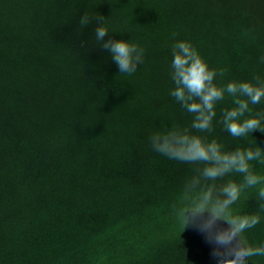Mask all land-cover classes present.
<instances>
[{"label":"trees","instance_id":"16d2710c","mask_svg":"<svg viewBox=\"0 0 264 264\" xmlns=\"http://www.w3.org/2000/svg\"><path fill=\"white\" fill-rule=\"evenodd\" d=\"M100 17L112 38L144 48L135 73H119L95 40ZM176 40L223 73L218 85L264 79V0H0V264H215L213 245L177 215L203 165L153 151L150 137L188 129L226 151L264 149V120L232 137L225 93L212 131L191 129L169 95ZM249 108L246 117H264V101ZM229 180L243 176L212 183ZM231 211L258 217L242 236L264 243L257 188Z\"/></svg>","mask_w":264,"mask_h":264},{"label":"clouds","instance_id":"9594fccd","mask_svg":"<svg viewBox=\"0 0 264 264\" xmlns=\"http://www.w3.org/2000/svg\"><path fill=\"white\" fill-rule=\"evenodd\" d=\"M88 23L89 16L83 15L80 24ZM95 40L109 53L119 73L133 74L143 63L144 48L131 42V38H112L102 17L98 18ZM171 56L169 75L173 86L169 95L192 114L191 129L211 132L217 102L227 93L235 106L223 112L224 129L234 138L251 135L253 130L261 132L264 117H246V113L250 112V104L264 101V79L218 85L216 79L223 73L210 68L190 40H176L171 45ZM150 144L153 151L169 159L203 165L183 185V204L177 215L183 228L195 227L213 245L215 264H249L251 257H264V243L251 246L242 236L259 223V218L238 216L231 211L246 189L257 188L258 197L264 200V175L254 172L250 163H264V149L226 151L216 139L208 140L188 129L156 132L150 137ZM230 173L241 174L242 182L229 180L219 188L212 183Z\"/></svg>","mask_w":264,"mask_h":264}]
</instances>
